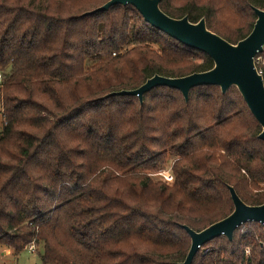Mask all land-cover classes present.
I'll return each mask as SVG.
<instances>
[{
    "label": "trees",
    "instance_id": "obj_1",
    "mask_svg": "<svg viewBox=\"0 0 264 264\" xmlns=\"http://www.w3.org/2000/svg\"><path fill=\"white\" fill-rule=\"evenodd\" d=\"M106 1L0 0V245L18 255L33 244L41 264H177L190 246L181 225L200 231L232 212L227 186L264 203L261 128L235 87L101 99L213 66L131 5L83 15ZM159 7L235 44L264 0ZM166 163L172 181L152 178ZM191 264H264V227L210 240Z\"/></svg>",
    "mask_w": 264,
    "mask_h": 264
},
{
    "label": "water",
    "instance_id": "obj_2",
    "mask_svg": "<svg viewBox=\"0 0 264 264\" xmlns=\"http://www.w3.org/2000/svg\"><path fill=\"white\" fill-rule=\"evenodd\" d=\"M160 1L107 0L102 5L84 12L83 15L106 11L114 5H131L154 28L187 47L207 54L213 62L212 68L181 77L155 74L136 89L113 91L101 99L129 95L136 96L142 103L145 93L155 87L164 86L178 90L187 101L189 91L197 86H217L221 93L235 87L259 123L261 130L258 138L264 141V82L262 75L257 72L254 61L264 47V9L252 7L256 19L251 31L237 43L232 44L210 31L204 18L191 22L187 16L174 18L167 15L160 9ZM227 189L233 203V210L228 216L200 231L181 225L190 238V246L184 260L177 264H191L201 247L214 238L224 236L231 241L236 229L247 222L259 223L264 227V203L248 205L241 200L232 186H227Z\"/></svg>",
    "mask_w": 264,
    "mask_h": 264
},
{
    "label": "rangeland",
    "instance_id": "obj_3",
    "mask_svg": "<svg viewBox=\"0 0 264 264\" xmlns=\"http://www.w3.org/2000/svg\"><path fill=\"white\" fill-rule=\"evenodd\" d=\"M254 61H255V65H256L257 64L256 63V57H255ZM261 63L260 64L258 63L257 65L263 66V63L262 64ZM0 80H1V78H0ZM2 126H3V117H2V113H1V101H0V131L2 129ZM163 169L168 170L167 163ZM158 172H160V170ZM158 172L157 171L153 172L151 176H152V178H154L156 180H162L163 177H162V175L157 174ZM244 230H246L245 227L238 230L239 234L244 232ZM3 249H6L9 252L6 253L5 255H2L1 251ZM0 264H41V262L37 256L36 251L32 253V252H29V250L26 248L23 251H21L18 255H15V254H13L11 249L0 245Z\"/></svg>",
    "mask_w": 264,
    "mask_h": 264
},
{
    "label": "built area",
    "instance_id": "obj_4",
    "mask_svg": "<svg viewBox=\"0 0 264 264\" xmlns=\"http://www.w3.org/2000/svg\"><path fill=\"white\" fill-rule=\"evenodd\" d=\"M259 60V61H258ZM263 63V66H264V60L262 59V57L261 56H259V57H257L256 58V63L258 64H260V63ZM261 63V64H262ZM256 64V65H257ZM255 65V66H256ZM262 66L260 67V68H258L257 69V72L259 73V74H261L262 73ZM157 174H160V175H162V180H165V181H167V182H171L172 181V175L170 174V172H169V169L168 170H162V171H160V172H158ZM152 175V174H151ZM27 249L29 250V252H35L36 251V249H35V246L33 245V244H30L29 246H27ZM9 251H7L6 249H3L2 251H1V254L2 255H5L6 253H8ZM245 254H249V248H246L245 249Z\"/></svg>",
    "mask_w": 264,
    "mask_h": 264
}]
</instances>
